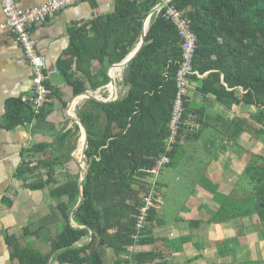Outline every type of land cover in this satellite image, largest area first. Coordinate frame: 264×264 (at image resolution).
<instances>
[{
    "label": "trees",
    "instance_id": "obj_1",
    "mask_svg": "<svg viewBox=\"0 0 264 264\" xmlns=\"http://www.w3.org/2000/svg\"><path fill=\"white\" fill-rule=\"evenodd\" d=\"M173 4L184 12L197 38L193 61L197 75H192L190 80H198L200 75L210 72L201 90L204 96H215V103L230 110L241 105L255 106L257 112L251 116L254 123L237 119L226 124L225 131L235 133V138L230 137L233 141H237L243 133H249L253 141H259L264 136V0H175ZM156 5V0H120L116 15L104 25L102 34L96 33L104 41L115 32L113 20L121 18L124 23L116 32L121 38H126L127 45L117 44L112 50L104 48L100 51L103 57H109L111 65L122 62L135 48L143 21ZM75 46L73 43L57 66L66 83L76 89V95L88 90L86 80L76 77V65L84 77H88L93 89L107 86V71L86 74L78 57H73L80 54ZM181 63L182 46L176 28L163 15L153 18L141 52L125 70L121 97L107 104L88 100L81 107L79 119L89 137L86 151L88 174L83 183V203L74 212L73 221L78 227L93 231L89 244L75 247L89 237V231L75 229L69 221L79 202L80 175L64 183L59 181V178L69 174L66 163L73 158L70 151L64 159L57 148H64L79 134V126L76 124L75 130L61 135L52 146L41 143L23 150L22 163L17 171L23 188L30 191L49 190L65 225L50 239L48 252L23 245L16 234L8 233L6 240L13 261L18 264H48L56 253L54 259L59 264H106L101 253L95 249L100 244L111 249L117 257L131 255V261H126V264H168L166 253L160 248L151 253H133L136 246L156 245L154 231L158 215V210L154 208L149 211L136 242L137 217L144 203L141 191L135 186L146 185L139 181L149 177L143 171L152 169L157 159L165 154L177 92L175 77ZM119 72V68H115L110 74L117 78ZM99 76L102 77L101 82ZM222 76L226 86L222 83ZM47 88L51 93L39 115L21 100L8 102L4 116L6 128L15 129L33 120L44 121L54 111L55 100L67 109L69 101H64L61 93L50 83H47ZM239 88L244 92L238 94ZM78 102L74 99L70 106L71 118L75 117ZM185 109L186 113L200 116L201 128L193 134H182L178 139L174 151L168 154L171 159L168 167L171 168L178 162L177 151L182 142L199 139L204 131L202 117L205 107L194 110L187 98ZM83 144L82 135L78 148L80 153ZM251 147L249 144L240 150L247 163L240 180L246 179L247 187L241 180V195L231 198V206L216 213L211 223L241 222L248 214L252 218L258 216L264 228V154H256ZM75 156L79 159L77 154ZM11 205L9 202L8 206ZM23 229L25 237L28 230ZM237 233L238 237L244 235L239 227ZM164 245L169 251L170 241L165 240ZM229 247V241L217 243L221 257L230 255L232 249Z\"/></svg>",
    "mask_w": 264,
    "mask_h": 264
},
{
    "label": "crops",
    "instance_id": "obj_2",
    "mask_svg": "<svg viewBox=\"0 0 264 264\" xmlns=\"http://www.w3.org/2000/svg\"><path fill=\"white\" fill-rule=\"evenodd\" d=\"M16 1L21 8L27 10L50 0ZM119 2L120 0H84L51 17L46 23L36 26L33 38L37 41L38 53L46 58L49 69L54 65L58 66L74 43L80 54L77 53L73 57H78L86 74L107 71L109 76V70L115 64L111 65L109 57H103L100 51L104 48L112 50L117 44L123 47L127 45L126 38H121L116 32L124 23L121 18L113 20L115 32L104 41L96 33L102 34L104 25L118 12ZM152 18L154 16L151 17L149 29ZM144 23L145 20L141 35ZM136 47L137 45L131 53ZM121 69L119 68L120 72ZM74 71L76 77L86 80L87 91H96L91 87L88 77L85 75V78L76 65ZM209 74L210 72L200 75L198 80L191 81L188 95V101L194 110L205 107L202 117L204 131L199 139L187 140L180 145L177 151L178 162L172 167V170L176 171V178L169 170L170 173L164 174L163 180L160 181L162 206L164 207L165 198L168 200L169 196L174 205L171 207L169 201L168 211L160 207L158 209L154 231L156 245L136 246L133 253H151L155 248H160V251L166 253L168 264L264 262V228L258 216L252 218L246 214L241 222L226 221L220 224L210 222L216 213L231 206L229 205L232 204L231 198L241 195L242 189L239 187L241 180L245 187L248 185L246 179L240 180L247 167L240 150L251 144L253 152L264 154V136L257 142L251 139L249 133L241 134L237 141L230 139L235 138V133L226 132L225 125L237 119L251 120L257 108L241 105L235 110H230L215 103V96H204L201 90ZM92 76L93 80L94 75ZM221 79L224 84V76ZM32 80L31 68L21 45L4 23L0 4V264H18L12 260L11 248L6 240L8 233L16 234L23 245L48 252L50 239L65 225L50 191L24 189L23 181L17 177V171L22 163L21 155L27 146L41 143L52 146L61 135L74 130L72 124H64L66 120L62 114V103L55 100L54 111L44 121L33 120L15 129H7L5 126L4 116L8 102L15 100L24 102L25 98L31 95ZM99 81H102L101 76ZM49 83L61 93L64 101L70 103L74 96H77L76 89L66 83L59 69L58 74L53 76ZM110 87L112 84L109 76L107 87H100L97 90H101L102 96L108 91V99L116 98L117 92L113 94ZM237 91L238 94L244 92L242 88ZM71 146L72 143L68 141L64 148H57L60 156L64 158ZM9 202L12 204L10 207ZM168 215L169 219L166 218ZM237 227L243 231V236L238 237ZM23 228L28 230L25 237ZM165 240L171 243L169 251L164 245ZM222 241L230 242L229 248L232 251L227 257H221L217 248V243ZM88 242L89 237L80 245H87ZM45 244L49 246H45L44 249L42 246ZM95 249L101 253L106 264L115 262L126 264L123 256L120 260L117 256L110 258L113 253L108 247L98 244ZM54 257L49 264H59Z\"/></svg>",
    "mask_w": 264,
    "mask_h": 264
},
{
    "label": "built area",
    "instance_id": "obj_3",
    "mask_svg": "<svg viewBox=\"0 0 264 264\" xmlns=\"http://www.w3.org/2000/svg\"><path fill=\"white\" fill-rule=\"evenodd\" d=\"M84 0H50L45 4L32 9H23L16 0H0L4 23L14 35L16 41L21 45L26 60L33 75V87L31 95L25 98L24 102L32 108L35 114L39 115L44 108L50 90L47 83L53 76L58 74V67L54 65L51 69L47 66V60L37 50V41L33 38V30L36 26L46 23L51 17L60 12L82 3ZM157 8L154 18L163 15L164 19L171 22L178 33L182 46V63L178 70L176 83V96L169 122L170 137L165 149L152 169L143 171L149 175L148 178L139 180L146 184L144 187L137 185L135 188L141 191V199L144 206L137 217V231L135 237L138 242L140 232L147 222L149 211L159 209L161 202L160 177L163 170L171 163L168 154L174 151V146L182 134H193L201 128L200 116L198 114L186 113L185 102L189 95L191 85L190 77L197 75L193 69V61L196 53L197 38L191 30L189 21L184 12L177 9L173 2L175 0H156ZM141 184V183H140ZM135 248V247H134ZM133 248V250H134Z\"/></svg>",
    "mask_w": 264,
    "mask_h": 264
},
{
    "label": "water",
    "instance_id": "obj_4",
    "mask_svg": "<svg viewBox=\"0 0 264 264\" xmlns=\"http://www.w3.org/2000/svg\"><path fill=\"white\" fill-rule=\"evenodd\" d=\"M156 11H157V8H154L150 12L148 17L145 19L143 32H142L140 41H139L136 49L131 54H129L122 62L113 65L111 67V69L109 70V76H110V81H111L112 86H115L117 84V81H116L115 78H113L111 76L110 72L114 71L115 68H122L121 70L124 71L129 66V64L139 55V53L141 52V50H142V48H143V46H144V44L146 42V37H147V34H148L151 17L156 13ZM74 99H76V100L78 99L79 101H81V100L82 101H84V100H94V101H97V102H100V103H104V104L112 103V102H115V101L118 100V98H110V99H107V100L100 99V98L97 97V93L92 94L89 91H86V92H84V93H82L80 95H77ZM112 99H113V101H112ZM72 102H70L68 104V109H70V106H71ZM73 120L76 121L77 125L79 126L80 132L82 133V135H84V144H83V147H82V150H81V158L76 159V156H75V160H76V162H78V165H79V168H80V174H79L80 178H79V183H78L80 196H79V202H78L77 206L74 208V210L72 211V213H71V215L69 217V221H70V224H71V226L73 228L81 229V230L86 229V230L89 231V242L87 243V244H89L91 242L93 236H94L93 231L90 228L78 227L73 221L74 212L83 203V183H84V181L86 179V176L88 174V165H87V160H86V151H87L88 145H89V137H88L87 131H86L84 125L82 124L81 120L79 118H77V117H74ZM84 245H76L75 247H81V246H84ZM55 255H56V253L51 257V259ZM51 259H50V261H51ZM50 261H49V263H50Z\"/></svg>",
    "mask_w": 264,
    "mask_h": 264
},
{
    "label": "rangeland",
    "instance_id": "obj_5",
    "mask_svg": "<svg viewBox=\"0 0 264 264\" xmlns=\"http://www.w3.org/2000/svg\"><path fill=\"white\" fill-rule=\"evenodd\" d=\"M123 76H124V73H123V71H122V73H120V76H117V89H118V91H117V96H116V98H120L121 97V95H122V92H123V90H124V85H123ZM123 87V88H122ZM90 92V91H89ZM92 94H95V93H97V97L98 96H101V97H103V99H105V100H107L108 99V96H109V93H108V91H107V93L104 95V96H102L101 94V90L99 91V90H96L95 92H91ZM104 93V92H103ZM74 97H76V96H74ZM101 97H100V99H101ZM88 100H84V101H79V103L77 104V106H76V108H75V110H74V115H75V117H77V118H79V111H80V109H81V107L87 102ZM112 101H113V99H112ZM63 110H62V114L64 115V118H65V120L66 121H64V124H72V128L75 130V125L77 124L76 123V121L75 120H73V118H71L70 117V115H69V109H68V107H67V109H65V108H62ZM249 121H252V120H249ZM81 138H82V133L81 132H79V134H76L75 135V137L71 140V141H69V143H72V146H71V148H70V150H68V152H67V154H66V156H64V158L65 159H67V155H68V153H70V151L72 152L71 153V156H72V158H73V160H70V161H68V163H66V168L68 169V172H69V174L67 175V176H63V177H61V178H59V181L60 182H63L64 183V181L65 180H68L69 178L70 179H74V177L76 176V175H78V174H80V168H79V165H78V162H76V160H75V154H76V151L78 150V148H79V146H80V143H81ZM74 156V157H73ZM169 170H170V172L173 174V176L176 178V171L175 170H172V168L170 169V167H166L164 170H163V173H162V175H161V177H160V181H162L163 180V178H164V174H166V173H170L169 172ZM172 170V171H171ZM22 183V182H21ZM136 187V186H135ZM170 193H172V192H170ZM169 196V195H168ZM168 198V197H167ZM169 198H170V196H169ZM169 198H168V200H166V198H165V203H164V207L162 206V204L160 205V209L161 208H163V210H165V211H168L169 210V208H170V206H169V201H170V204H171V207H173V205H174V203H173V201H171V200H169ZM170 215V214H169ZM169 215L166 217L167 219H169L170 217H169ZM45 246H49V245H43L42 247H44V249H45ZM112 253H113V255H110V258H112L113 256L114 257H116V255H115V253L112 251ZM122 258H124L126 261H130L128 258H129V256H126V257H122ZM121 258L119 257V259L118 260H120ZM124 261V260H123ZM130 264H132L131 262H130Z\"/></svg>",
    "mask_w": 264,
    "mask_h": 264
},
{
    "label": "bare ground",
    "instance_id": "obj_6",
    "mask_svg": "<svg viewBox=\"0 0 264 264\" xmlns=\"http://www.w3.org/2000/svg\"><path fill=\"white\" fill-rule=\"evenodd\" d=\"M152 20H153V18H152ZM137 45H138V43H137ZM131 53V52H130ZM129 53V54H130ZM128 68V67H127ZM122 72V71H121ZM120 72V73H121ZM119 76H120V74H119ZM124 77V76H123ZM125 79V78H124ZM107 87V86H106ZM123 88V87H122ZM110 90L112 91V92H117V88H115V86H112V87H110ZM107 92V91H106ZM106 94V93H105ZM82 109V108H81ZM73 118H74V116H73ZM83 138H84V135H83ZM76 154L79 156V158H81V153L77 150L76 151Z\"/></svg>",
    "mask_w": 264,
    "mask_h": 264
},
{
    "label": "clouds",
    "instance_id": "obj_7",
    "mask_svg": "<svg viewBox=\"0 0 264 264\" xmlns=\"http://www.w3.org/2000/svg\"><path fill=\"white\" fill-rule=\"evenodd\" d=\"M116 102V101H115Z\"/></svg>",
    "mask_w": 264,
    "mask_h": 264
}]
</instances>
